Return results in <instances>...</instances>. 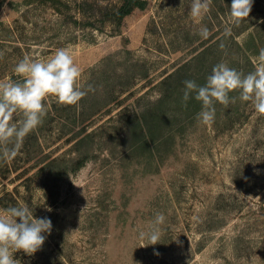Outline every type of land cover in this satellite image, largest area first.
Returning a JSON list of instances; mask_svg holds the SVG:
<instances>
[{
    "label": "rangeland",
    "instance_id": "rangeland-1",
    "mask_svg": "<svg viewBox=\"0 0 264 264\" xmlns=\"http://www.w3.org/2000/svg\"><path fill=\"white\" fill-rule=\"evenodd\" d=\"M64 1L72 9L60 14L45 0H0V79L21 80L25 55L66 48L78 83L94 88L74 106L48 97L43 123L0 159V212L26 205L52 222L18 264H264V115L232 92L203 125L201 103L183 101V82L204 85L217 63L254 70L264 0L239 26L228 23L232 0H212L199 22L191 0H147L116 25ZM157 213L161 238L141 247Z\"/></svg>",
    "mask_w": 264,
    "mask_h": 264
},
{
    "label": "clouds",
    "instance_id": "clouds-1",
    "mask_svg": "<svg viewBox=\"0 0 264 264\" xmlns=\"http://www.w3.org/2000/svg\"><path fill=\"white\" fill-rule=\"evenodd\" d=\"M212 0H191L190 17L199 22L209 11ZM253 0H232L228 10V23L239 26L248 18ZM225 36L231 35V27H225ZM199 35L208 39L210 31L202 27ZM223 48L224 44L221 43ZM0 53V57H2ZM13 71L21 80L0 79V159L11 161L20 152L24 139L36 130L47 115L45 103L50 96L57 103L67 106L78 105L88 94L78 81L81 68L74 61L70 51L59 48L47 59H33L25 55L15 65ZM183 101L190 97L201 103V111L196 119L203 125H211L215 119V104L228 106L237 97L230 93L238 92L242 102H250L254 110L264 115V48L259 50L253 71L244 73L224 62L213 66L204 85L194 80H185ZM165 215L157 213L147 231L139 232V239L155 245L161 238L160 226ZM19 221V222H18ZM52 230L49 218H35L33 210L26 205L9 207L0 212V264H18L14 254L23 251L32 255L41 249L46 236Z\"/></svg>",
    "mask_w": 264,
    "mask_h": 264
},
{
    "label": "trees",
    "instance_id": "trees-1",
    "mask_svg": "<svg viewBox=\"0 0 264 264\" xmlns=\"http://www.w3.org/2000/svg\"><path fill=\"white\" fill-rule=\"evenodd\" d=\"M50 3L51 6L58 12L64 14L71 11V5L64 0H45ZM147 0H119V1H108L104 4L101 1H90V0H79L76 1V10L78 11V16L85 19L86 14H97L101 17V21L110 22L112 24H120V22L130 13H132L136 8L144 9L147 4ZM86 13V14H85ZM98 17V18H99ZM97 18V17H96ZM79 19H76V22ZM96 19L92 21H84L87 24L94 25ZM169 76V75H168ZM167 76V77H168ZM166 77V78H167ZM150 124V123H149Z\"/></svg>",
    "mask_w": 264,
    "mask_h": 264
}]
</instances>
